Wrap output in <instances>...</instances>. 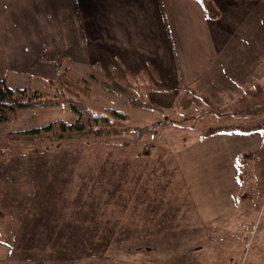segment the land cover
Wrapping results in <instances>:
<instances>
[{
    "label": "rangeland",
    "instance_id": "rangeland-1",
    "mask_svg": "<svg viewBox=\"0 0 264 264\" xmlns=\"http://www.w3.org/2000/svg\"><path fill=\"white\" fill-rule=\"evenodd\" d=\"M258 13L252 38L263 57V76L260 7ZM84 69L70 70L73 79L92 74L85 97L90 109H122L130 127L152 132L109 137L106 143L67 140L49 150L46 142L7 135L54 120L70 122L75 115L68 108L20 109L13 120L0 122V264H264V196L254 190L249 164L235 156L264 132L202 140L217 124L211 119L230 110L240 91L219 86L234 99L227 108L219 106L224 92L196 93V101L183 91L175 100L173 93L142 92L151 105L161 104L156 106L164 112L157 115L130 107L135 93L112 81L109 67ZM13 78H7L9 85L43 88L33 77L29 84ZM106 79L117 95L101 85ZM204 98L218 106L207 107Z\"/></svg>",
    "mask_w": 264,
    "mask_h": 264
},
{
    "label": "crops",
    "instance_id": "crops-1",
    "mask_svg": "<svg viewBox=\"0 0 264 264\" xmlns=\"http://www.w3.org/2000/svg\"><path fill=\"white\" fill-rule=\"evenodd\" d=\"M211 1L219 11L215 20L205 17L197 0H0V80L23 88L9 85L7 78L24 77L29 84L33 77L41 87L55 77L53 61L61 55L62 67L72 59L69 68L90 73L98 67L133 75L144 71L151 79L153 73V84L169 91L148 92L154 96L173 93L175 100L181 91L212 96L225 91L223 84L242 94L264 82L258 69L263 57L252 38V21L264 5L262 0ZM227 93L219 106L234 100ZM218 134L225 133L202 140ZM242 155L243 150L235 154L240 160Z\"/></svg>",
    "mask_w": 264,
    "mask_h": 264
},
{
    "label": "trees",
    "instance_id": "trees-1",
    "mask_svg": "<svg viewBox=\"0 0 264 264\" xmlns=\"http://www.w3.org/2000/svg\"><path fill=\"white\" fill-rule=\"evenodd\" d=\"M197 1L207 19L215 20L219 17V11L211 0ZM62 61L63 57L58 55L53 61L55 77L44 79L43 88L40 90L30 91L27 87L11 88L4 80H0V122L13 120L20 109L51 106L68 108L74 113V120L70 122L54 120L44 126L10 133L7 135V139L46 142L50 144L48 145L50 150L59 148L67 140L106 143L105 140L109 137L133 134L137 138H142L145 134L152 132L147 126L130 127L128 124L129 115L122 109L109 107L101 112L90 109L85 97L90 95L92 74L88 78L73 79L71 68L62 67ZM109 72L112 74V81L124 89H132L135 93L136 96L128 102L130 107L157 115L164 112L161 107L151 105L146 99L141 98L142 92H169L153 84V81L157 80L153 73L151 75L153 79H151L144 71L133 75L109 67ZM101 85L112 94H118L108 79L101 82ZM193 98L195 101L201 99L198 96ZM203 101L207 107L218 106L214 103L211 104L207 98H204ZM230 106V110L222 109L217 118L211 119L217 124H212L208 130H205L206 137L226 132L239 134L264 132V82L242 93ZM2 156L3 151L0 149V157ZM241 160L250 166V176L254 182L255 192L258 196H264V136L259 147L243 153ZM88 239L89 237H82L84 242Z\"/></svg>",
    "mask_w": 264,
    "mask_h": 264
}]
</instances>
